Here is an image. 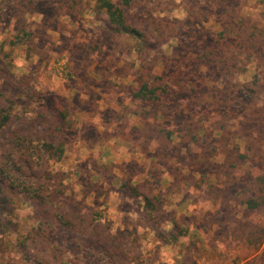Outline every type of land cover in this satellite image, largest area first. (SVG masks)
Segmentation results:
<instances>
[{"label": "rangeland", "instance_id": "1", "mask_svg": "<svg viewBox=\"0 0 264 264\" xmlns=\"http://www.w3.org/2000/svg\"><path fill=\"white\" fill-rule=\"evenodd\" d=\"M31 2L0 0V76L20 84L10 96L0 79V111L9 115L0 154L59 134L66 150L60 162L31 165L28 184L40 185L43 202L4 189L0 264H264V207L240 204L264 174V143L253 162L225 159L246 153L245 115L263 120L254 129L264 126L256 114L264 57L253 55L264 52V0H135L125 13L142 39L113 36L96 0ZM238 33L245 47L231 44ZM139 50L152 56L154 74L170 85V110L182 118L167 110L168 121L152 118L132 99ZM207 52H215L210 61L199 59ZM256 86L250 99L244 89ZM222 101L236 120L220 135L213 126ZM205 109L213 114L203 125L209 140L183 142L182 121L201 122ZM62 119V131L49 130L47 122ZM158 125L173 132L170 140ZM213 146V163L193 168L191 156ZM153 194L159 209L147 215L143 197ZM57 219L72 228L55 227ZM177 225L188 235L166 244Z\"/></svg>", "mask_w": 264, "mask_h": 264}, {"label": "trees", "instance_id": "2", "mask_svg": "<svg viewBox=\"0 0 264 264\" xmlns=\"http://www.w3.org/2000/svg\"><path fill=\"white\" fill-rule=\"evenodd\" d=\"M31 2V0H27ZM135 0H96V11L97 13L103 15V19L106 22L107 28L114 35H128L133 38L142 39V34L133 23V20L126 15L125 10L129 8ZM32 3V2H31ZM24 4L21 3L20 8L22 9ZM0 11H2V7H0ZM1 15V14H0ZM224 35H221L223 37ZM227 38V37H226ZM235 42H231V44L235 46L245 47L244 43L246 39L242 37L239 33L234 37ZM250 39V38H248ZM250 42V41H249ZM248 43V42H247ZM252 43V42H250ZM255 44H252L253 47ZM250 47V48H251ZM142 50L137 52V58L134 62L136 67V80L137 87L132 93V99L141 103L143 106H148L152 108L153 116L152 118L156 119H163L164 121H168L169 117L164 116V110L170 111V116L173 118H182L180 116V112L173 113L170 110L171 102L174 100V97L171 93L170 85L165 82V78L162 75L154 74L152 67H153V60L152 56H143ZM215 53V52H214ZM214 53H205L200 56L199 59H203L205 62L210 61V56L213 57ZM256 58L261 59L264 57V52L255 53ZM214 59V58H213ZM217 59V58H216ZM218 59H221L218 57ZM264 59V58H263ZM245 69L243 68L242 71ZM3 78L4 82H7V87L10 88L8 94H17L19 87V83L12 79L11 75L4 73V75L0 76V79ZM259 86L256 88H246L244 92L251 98L258 95ZM6 97H8L6 95ZM155 108V109H154ZM220 112V118L217 122L211 124L214 125L213 128L216 130V133L221 135L222 130H226L230 127L231 123L236 120V114L230 111L227 106L226 102L222 101V105L218 109ZM163 111V113H162ZM212 110L205 109L204 114H200L198 119L201 122L194 121L192 125L184 126L186 121H182L183 127L187 128V131H181V137L183 138V142L191 143L194 146H201L200 141H207L210 138V131L204 128V123L209 121V118L213 115ZM203 113V112H202ZM260 116L264 115V109L261 111H256V114ZM171 117V118H172ZM9 119V115L3 114L0 111V129L6 126L7 121ZM244 120L246 122H239L240 128L243 131V140H244V147H245V154H241L238 151V154L234 155H227L226 158L233 157L240 164L245 163L247 161L253 162L258 157L257 153L259 152L256 147L257 143H264V126L262 129L255 128L257 127V123L263 121L261 119L255 118L254 120H250V118L244 116ZM64 119L50 121L49 123V130H53V133H59L63 129ZM170 127V126H166ZM239 128V129H240ZM157 132L160 133L161 136H164L167 140H170L173 132L164 128V126L159 127L157 126ZM256 139V140H255ZM253 142V144H252ZM16 146L26 147L25 150L21 151V154H16L13 151L11 156L0 154V210L2 209L3 205L5 204V194L4 189L6 188L7 192L10 193H24L27 195L31 200H34L37 203L43 202V199L39 195L40 193V185L34 188L36 185H32L33 183H29L31 181L32 175L30 174L31 165L34 163L35 165H39L40 163H44L50 160L60 162L63 158L64 152L66 150L65 143L62 139V136L59 134L54 139L50 140H42L40 146L36 144H32L31 141H28L27 144L23 141H16ZM15 146V149H18ZM38 147V150L36 151ZM204 152V151H203ZM210 154L208 152H204L203 157H198L196 155H192V164L193 168L196 166H205L208 163H213L212 160L214 158L215 146L210 149ZM264 166V164H263ZM202 168V167H201ZM31 177V178H30ZM203 176H201L202 178ZM45 178L48 179V176L45 174ZM38 179V178H37ZM36 180V178H35ZM38 181V180H37ZM255 182V183H254ZM249 188L247 189L250 192V195L245 201L240 202L246 209L250 210H260L264 207V174L255 178V181ZM45 182H40L39 184H44ZM230 188L233 187L234 184H229ZM135 195L136 192L133 191ZM138 196V195H137ZM160 198L158 195H147L143 197V210L147 215H151L152 212L159 209V202ZM41 217V216H40ZM50 218V217H49ZM48 218L42 219L45 223H47L48 227L52 228V219L47 220ZM43 223V222H42ZM55 227L66 226L72 228V225L68 223V221H64L62 219H57L55 221ZM53 229V228H52ZM175 232H170L169 237L170 241H166V244H172L179 240L181 237H186L188 235V229L186 227H179V225L174 226ZM46 231V230H44ZM166 239V238H165ZM167 240V239H166ZM172 240V241H171ZM164 242V239H162ZM261 241V240H260Z\"/></svg>", "mask_w": 264, "mask_h": 264}]
</instances>
